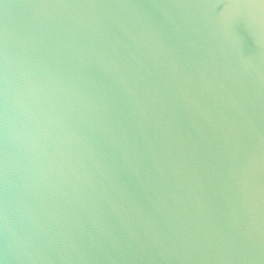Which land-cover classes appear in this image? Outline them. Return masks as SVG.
<instances>
[{
  "label": "water",
  "instance_id": "1",
  "mask_svg": "<svg viewBox=\"0 0 264 264\" xmlns=\"http://www.w3.org/2000/svg\"><path fill=\"white\" fill-rule=\"evenodd\" d=\"M0 264H264V0H0Z\"/></svg>",
  "mask_w": 264,
  "mask_h": 264
}]
</instances>
